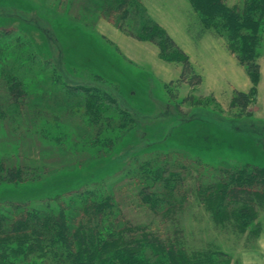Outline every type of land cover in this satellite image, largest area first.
Instances as JSON below:
<instances>
[{"label":"rangeland","instance_id":"1","mask_svg":"<svg viewBox=\"0 0 264 264\" xmlns=\"http://www.w3.org/2000/svg\"><path fill=\"white\" fill-rule=\"evenodd\" d=\"M132 2L125 17L118 0L112 6L110 0H0V30L11 34L6 42L24 43L15 59L25 62L21 73L28 97L17 114L0 84V156L7 165L38 174L31 181L1 182L0 206L56 208L87 191L114 190L132 228L239 259L264 227V206L251 232L230 223L223 229L197 191L201 179L210 181L213 167L264 166V31L253 92L246 67L224 37L203 30L190 0ZM262 20L260 33L264 15ZM144 22L167 30L202 75L200 85L180 81L178 52L170 48V58L162 57L144 35ZM67 84L111 93L134 126L110 148L106 139L113 136L105 127L98 131L88 116L89 95L69 91ZM237 91H252L250 114L241 115L232 105ZM114 107L104 116L115 119ZM154 157L169 165L177 160L170 169L179 172L182 191L171 213L156 214L140 201L137 168Z\"/></svg>","mask_w":264,"mask_h":264},{"label":"trees","instance_id":"2","mask_svg":"<svg viewBox=\"0 0 264 264\" xmlns=\"http://www.w3.org/2000/svg\"><path fill=\"white\" fill-rule=\"evenodd\" d=\"M114 1L117 0H110L109 4L112 6ZM227 1L190 0L203 30L224 37L228 49L246 67L254 92L261 71L259 49L264 31L260 33L264 0H242L241 7L231 6ZM118 2L119 10L127 17L132 0ZM142 31L149 35L147 40L159 47L162 57L170 58L167 49H176L179 54L176 60L183 64L181 82L192 87L202 83V75L195 71L189 55L162 25L154 22L148 26L144 22ZM10 36V32L0 30V84L8 89L7 102L17 107L18 114L28 100L23 82L26 76L21 73L25 62L15 59L24 43L21 40L6 42ZM66 86L69 91L89 95L88 116L98 131L105 127L113 136L105 138L110 148L132 123L134 126L129 111L121 107L111 93L96 87ZM252 91H237L232 99V105L240 109L241 115L250 114ZM105 104L108 107H104ZM111 106H115V119L104 116ZM176 163L174 160L169 165L154 157L137 168L142 185L140 201L156 214L171 213L178 208L176 196L182 191L181 176L176 169H170ZM212 169L209 182L201 179L198 199L213 214L218 227L224 229L230 223L234 229L251 232L250 226L259 216L258 208L264 206V166L247 163ZM37 178L36 172L19 165H7L0 156V183ZM263 228L257 230L254 244ZM188 248L182 241L167 242L146 227L132 228L125 220L114 190L87 191L65 205L58 203L56 208L49 204L30 207L25 203L0 206V264H230L231 260L241 264L240 258L234 260L233 255L222 250Z\"/></svg>","mask_w":264,"mask_h":264},{"label":"crops","instance_id":"3","mask_svg":"<svg viewBox=\"0 0 264 264\" xmlns=\"http://www.w3.org/2000/svg\"><path fill=\"white\" fill-rule=\"evenodd\" d=\"M239 258L241 264H264V228L255 246L241 250Z\"/></svg>","mask_w":264,"mask_h":264}]
</instances>
